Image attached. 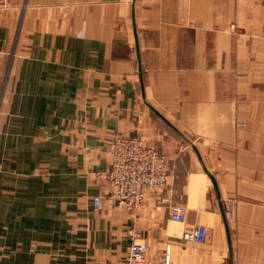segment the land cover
Returning a JSON list of instances; mask_svg holds the SVG:
<instances>
[{"label": "crops", "instance_id": "crops-1", "mask_svg": "<svg viewBox=\"0 0 264 264\" xmlns=\"http://www.w3.org/2000/svg\"><path fill=\"white\" fill-rule=\"evenodd\" d=\"M120 135L172 163L137 214L105 178ZM263 168L264 0H10L0 12V264H121L130 231L151 264L167 246L170 264H264ZM198 225L204 243L181 239Z\"/></svg>", "mask_w": 264, "mask_h": 264}, {"label": "built area", "instance_id": "built-area-1", "mask_svg": "<svg viewBox=\"0 0 264 264\" xmlns=\"http://www.w3.org/2000/svg\"><path fill=\"white\" fill-rule=\"evenodd\" d=\"M10 0H0V12L9 8ZM110 170L105 178L112 185L111 201L119 208L139 213L143 207L145 191L158 192L165 190L171 184L172 163L169 158L155 147L145 144L138 136L120 135L114 138L108 149ZM264 181V168L262 172ZM165 201V200H164ZM168 201V200H166ZM93 208L98 210L101 198L92 200ZM170 219L183 224L186 220V208L181 204H172ZM133 242L129 254L121 264H151L148 260L149 248L145 238L130 231ZM208 238L205 226L198 225L184 231L183 241L202 244ZM170 250L167 246L161 259L164 264H170Z\"/></svg>", "mask_w": 264, "mask_h": 264}, {"label": "rangeland", "instance_id": "rangeland-1", "mask_svg": "<svg viewBox=\"0 0 264 264\" xmlns=\"http://www.w3.org/2000/svg\"><path fill=\"white\" fill-rule=\"evenodd\" d=\"M15 50H17L16 47H15Z\"/></svg>", "mask_w": 264, "mask_h": 264}]
</instances>
